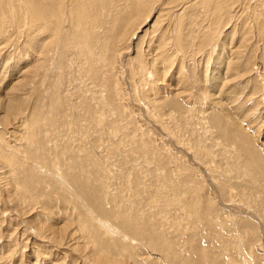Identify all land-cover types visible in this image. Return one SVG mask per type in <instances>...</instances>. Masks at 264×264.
<instances>
[{"label":"rangeland","instance_id":"1","mask_svg":"<svg viewBox=\"0 0 264 264\" xmlns=\"http://www.w3.org/2000/svg\"><path fill=\"white\" fill-rule=\"evenodd\" d=\"M163 1L165 3V0L160 3L162 12H167L168 9L162 6ZM245 7L249 10V5ZM245 7L241 16V12H238L233 18L234 23L243 24L237 26L231 40L227 39L225 43L224 39L218 38L220 44L235 50L236 55L230 60L235 62V70L240 65V72L235 73L231 71L232 68L229 70L231 80L234 77L236 79L225 85L227 92L233 91L230 97H235L231 101L234 107L224 104V101L223 106H214L210 99L199 94L202 91L198 86L199 78L210 77L214 67L213 58L224 47L216 49L208 44L200 51L201 55L196 51L188 53L189 47L184 54L179 45L167 44L168 39L156 30L157 26L142 39L140 36L149 30L157 13L152 14L137 33L133 34L134 30L123 33L121 37L125 41V49L116 50L119 54L117 73L115 76L106 75L105 68H101L104 71V78L101 79L91 69L87 72L86 67V70L80 67L85 59L78 58L81 63L76 60L77 51L73 52V47L77 48V44L74 45L70 37L60 48L63 49L61 52L57 47V57H53L57 61L62 58L64 63L59 61L60 66L57 67V62L49 63V70H45L47 64L43 62L44 58L26 47V38L19 37L12 29L8 31L9 38H6L5 43L2 40L0 42L1 45L5 44V47L0 45V72H3L0 74V132H5L0 136V155L5 157L6 154L33 169L21 168L23 172L18 171L15 176L19 183L12 179V172L4 167L3 159L0 158V264H264V147L261 146L264 145V30L259 39H253L254 29L258 32L259 26L261 29L264 27V17L261 16L264 15V8L258 10V13L262 12L259 15L262 18L256 23L245 12ZM162 19L165 22L168 20L164 17ZM105 28L107 30V25ZM246 30H252V33L243 35ZM130 34H133L131 39ZM149 40L158 43V46L155 45L157 53L150 51L153 45L149 48L145 45ZM138 41L143 47L141 58L147 63L146 69L150 73L144 77L148 80V84L145 81V92L150 94L147 97L152 99V109L156 111L152 113L149 109L151 106H146L138 94L140 89L137 88V75L134 67H131L134 66L133 62L129 61L134 56L133 46ZM65 45L71 46L67 47L71 49L70 53ZM91 46L88 45L89 50H98ZM146 49L151 52L150 55ZM161 54L167 55L169 63H172L169 64L172 67L169 73L164 69L166 67ZM106 55L110 63L112 59L109 58L112 56L109 50ZM153 55L158 59L154 68L158 65L160 68L156 72L155 69L152 71L150 63ZM189 55L191 60H188ZM23 56L26 58L22 59ZM70 61H73V65L67 64ZM244 62H248L246 70L241 69ZM65 63L72 66L71 73L78 74L79 70V77L75 74L76 79L73 78L74 75L65 70ZM62 64H65L64 67ZM52 71L57 73L56 76ZM154 72L157 76L161 75V78L165 77V81L153 75ZM67 73L72 77L67 76ZM170 74L180 78L179 82L170 78ZM174 83L176 86H173ZM118 86L124 88V92L121 89L119 91ZM10 88L13 89L8 95ZM60 88L63 94L71 95H66V98ZM173 90H180L175 95L180 101L178 110L168 106V97L173 96L170 95ZM55 94L62 98V109L57 108L47 118V108L51 109ZM90 94L93 98L89 97ZM15 96L26 97L25 107H21L17 114V111H13L15 116L11 115L8 120H2L5 113L3 104L9 97ZM48 96H51L50 100ZM40 99H44V102L41 100L44 104ZM35 110L40 111L37 113ZM17 119L21 123L23 121L22 131L17 127ZM49 119H52L50 123ZM25 133L34 138L32 142L23 140ZM6 140L8 145H5ZM7 146L15 150L6 152ZM21 146H25V151ZM26 146L27 149L28 146L32 147L28 150L36 154H29ZM3 151L6 153L2 154ZM34 164L37 166L36 171ZM71 165L74 168L69 169L73 170L78 165L77 172L80 168L84 172L89 171V174L85 172L78 176L83 185L94 187L98 201L93 205L103 208L102 218L113 230L116 229L117 234H112L109 229L108 232L102 230L89 221L87 215L90 216L92 208L83 197L85 192L69 185L71 194L75 192L81 199L83 197V203H80L79 198L77 200L66 190L68 184L67 187L62 185V181L65 182L62 169ZM47 168L52 170L48 171ZM57 169L63 178L59 183H55V178H58L55 172ZM28 178L30 182L23 184ZM34 179L38 184L31 187L30 183ZM92 219L94 221L96 218ZM124 220L136 225L139 231L132 228L127 229L128 233L121 232L119 228ZM32 225L43 228L41 233H48L50 239L35 237L37 231H34ZM134 230L138 231L136 235ZM53 231H56L55 234H51ZM55 235L65 240L68 237L69 240L59 244L54 240ZM96 246H104L105 256L109 260L112 258L115 263L104 260L102 263L95 262L92 258L99 254L94 257L91 255L98 252Z\"/></svg>","mask_w":264,"mask_h":264},{"label":"bare ground","instance_id":"2","mask_svg":"<svg viewBox=\"0 0 264 264\" xmlns=\"http://www.w3.org/2000/svg\"><path fill=\"white\" fill-rule=\"evenodd\" d=\"M252 1L253 2H251V0H165V3L163 1L162 6H165V8H167L168 11L167 12H162L161 4H160L162 2V0H0V42L2 40L5 43V41L7 40L6 38L8 37V33L10 32V29H12V31H15V33H17L18 35H20L19 37H21V38L23 37V39H24V37L26 38V40H27V42H26L27 43V46L26 47H30L29 49H31V51L33 53H34V51L37 54L39 53L42 56V58H44L43 59L44 60L43 62H46V64H47V65L45 64L46 65V69L45 70H49L48 69L49 63L52 64V63L57 62L56 67L57 66H60L58 64L59 61H62V63H64L63 60H62V58H60L61 60L57 61L53 57H57V55H56L57 53H55V51H57V47L59 46V49H60L63 46V44L68 41V37H70V39L74 42V45L77 44V48H75V47L72 46L73 47V52L74 51H77V55L75 54L77 56V59L76 60L78 61L79 60L78 58L83 57L85 59V61H86V62L85 61L84 62L87 64V65L85 64L86 65L85 66L84 65V62H83V64H80V67L83 68V69H85V67H86L87 68V72H90V69H91L92 70L91 72H93V74H97L95 76H98L101 79V78H104V71H102L101 68L102 69L105 68L104 70H105V74L106 75L112 76L111 74H113L115 76V74L117 73V69L116 68H117L118 58H119V54H117V51L121 50V48L125 49L124 48L125 41L121 37L123 35V33L126 34L128 31L130 32L131 30H134V31H132L133 34L137 33V31H140V29L142 28V26L144 27L145 23L152 16V14H154V13L156 14L157 13V15L155 16L156 18L154 17L155 18L154 19V22L148 28L149 30H145L146 31L145 34L143 36H140L142 39H144L146 37V34L148 36L149 33L157 26L156 27V30H159L160 33H163L165 35V37L168 39L169 42L167 41L168 42L167 44L170 45V44L173 43L175 46L176 45H179L181 48H183L181 50H183L185 52L184 54L187 53V51H188L187 49L189 47H190V50H189L188 53H190V52L193 53L194 51H196L197 54H200V55H201V52L200 51L203 50L205 47H207L208 44L209 45H213L214 48H216V49H218V47H222V46L224 47V48L220 49L219 51L217 50L218 52H216V55L213 58V60H214L213 61L214 67L212 66L213 67L212 68V74L210 75V77H208V78H206V77L205 78H203V77L199 78V80H198V82H199L198 86H200L202 88V91H200L199 94L201 93L202 96L205 99H210L212 105H214V106H219L220 107V105H222V102L224 101V104L225 103H228L231 107H234L235 104L233 103L234 104L233 105L231 103V101H233L232 99L233 98L235 99V97L233 96L232 99L230 97V94L232 95L233 91L227 92L228 89L225 88V85H227L228 83H230L232 81L231 80V77H229V76H231V73H230L229 70L232 68L231 71H233L235 73L236 72H240V70H239L240 69V65L238 66L239 68L237 67V69L235 70V65H236L235 62L234 61L233 62H230V60L232 59V57L236 55L235 50H233V48L227 46L226 44H223V43L220 44L218 38L221 37L222 39H224L225 40V43H226L227 39H230L231 40L233 34H235V31L237 29V26L239 24H243L242 22L234 23L233 18L235 19L236 15H238L237 14L238 12H241V14L239 15V16H241L244 13V7L247 6V5H249V10L247 9V7H245L246 8L245 9V12H247L249 15H251L252 18H254V20H255L256 23L260 19L261 16L264 17L263 14L261 15L262 12L258 13V10H262L264 8V4H263V1L264 0H252ZM239 3H240V6H239ZM173 8H176V9L175 10H171ZM259 15H261V16H259ZM163 17L166 18V19H168L167 22H165V20L162 19ZM106 25H107V30H105L106 29L105 28ZM258 29H259L258 32L255 31V29H254V37H253V39L254 38L255 39L256 38L259 39L261 37V34L263 33L262 30H264V27H262V29H261V27L259 26ZM101 30L103 31L104 35H103V33H102ZM252 30H250V31L246 30L243 35L248 36L250 33H252ZM26 31H27V33H26ZM12 33L14 34V32H12ZM132 35L131 34L129 35L130 39H131V36ZM104 36L106 38H103ZM165 37L164 38L162 37V38L165 39ZM141 38H140V40H141ZM216 40L218 41V44H216ZM1 43H0V45H1ZM114 43H117V45L114 46ZM15 44H16V42H15ZM121 44H123V45H121ZM157 44H158L157 42H151L149 40L145 45L146 46L148 45V48L153 45V47H151V50L150 51L155 52L156 51L155 50L156 49L155 48V45L158 46ZM88 45H93L98 50L97 51L92 50V49L89 50ZM1 46L2 47H5V44L4 45H1ZM93 46H91L90 48H92ZM141 46L142 45H141V43H139V41L136 44H134L133 47L135 49V53H134V56L131 57V60H129V61H131V63L133 62V65L134 66H131V67H134L135 74L137 75V80H136L137 83H138V87L137 88H138V90L139 89L141 90V91L139 90V93L138 94L141 96L142 102H144L146 106H148V105L151 106V108H149V109H150V112L152 113L153 111H155L154 109H152V106H154V103L152 102V99L150 97H147V95H150V94H148L147 92H145L146 85L148 84V80H146L147 78L144 77V76H148L150 73L146 69V64L147 63L143 60L144 58L143 59L141 58V55L143 53V50H142L143 47L141 48ZM246 46H247V44L245 43L244 48H246ZM67 47L69 48L71 46H66L65 47V49H67L68 53H70L69 51L71 49L68 50ZM178 48L179 47H177V49ZM192 48H194V49L196 48V50H193ZM112 49H114V50L112 51ZM216 49H214V50H216ZM62 50L60 49L58 51L61 52ZM107 50L110 51V54H111L110 56H112V58H109V59H112V61L110 63L107 62L108 60L106 58L107 57V55H106ZM67 51L65 50V52H67ZM150 51H148L149 52V55L151 53ZM0 52H1V50H0ZM155 53H157V52H155ZM54 54L56 56H54ZM115 54H117L116 57H115ZM63 55H62V57H63ZM147 55H148V53H147ZM154 55L151 56V58L149 57L150 60H151L150 63H152V67H153L152 71H154V69H155L154 68L155 67L154 64H157V61H158V59H156ZM26 56H27V54H26ZM69 56H70V54H68V58H69ZM160 56L163 57V60L165 62V67L166 68H164V69L166 70V72H168V71L170 72L171 69H172V67L169 64H172V63H169V58L165 54H161ZM24 57L25 56H23L22 59ZM27 57L29 58V55ZM66 57H67V55H66ZM162 57H161V59H162ZM38 58H40V57L38 56ZM42 58H40V59H42ZM72 58H73L72 60L75 59L73 56H72ZM40 59H38V61L39 62H42V60L40 61ZM64 59H67V58H64ZM0 60H1V55H0ZM188 60H191V56L190 55L188 56ZM25 61H27V60H25ZM68 62H69V60H68ZM68 62H67V64L73 65L72 64L73 61L72 62L70 61V63H68ZM79 62L81 63L80 60H79ZM74 63H76V65H77V62H74ZM247 63L248 62H244L243 63V67H241V69H245L247 67ZM65 64H62L63 67H64ZM67 64L65 65V67H66L65 70H67V72H70V71L72 72V70H73L71 68L72 66L69 67V65L67 66ZM115 65H116V67H115ZM74 66H75V64H74ZM74 66H73V68H75ZM158 66L156 67L155 72L157 71V68L160 70V68ZM2 68H3V66H2ZM76 68H77V66H76ZM38 70H39V68H38ZM41 70H43V69H41ZM61 71H62V69H61ZM149 71H151V70H149ZM225 71H226V73H225ZM77 72L79 74V70ZM81 72H80V74H81ZM99 72H101V74L103 75L102 77H100L101 74ZM155 72H154L153 75H156ZM177 72L179 73V71H177ZM2 73L0 72L1 75H2ZM52 73H53V75L57 74V73L54 74L53 71H52ZM64 73L66 75V72H64ZM227 73H228V77H226L227 76ZM71 74H73L75 76V77L73 76V78L76 79V76L78 74L77 73H75L77 75H75L74 73H71ZM42 75H43V73H42ZM60 75H62V74H60ZM81 75H83V74H81ZM170 75H171L170 78H175L176 81L179 82V79L180 78L177 79L175 76L173 77L172 74H170ZM67 76H69L68 73H67ZM67 76H64V77H67ZM160 76L161 75H159L157 77L159 79H162L163 77L161 78ZM61 77L62 76H60L58 78H61ZM69 77H72V76H69ZM69 77H67L66 79H69ZM78 77H79V75H78ZM48 78H49V76H48ZM80 78H82V76ZM83 78H86V77H83ZM105 78H108V77H105ZM164 78H163V80H164ZM159 79H158V82H159ZM207 79L209 80L208 83H207ZM235 79L236 78L234 77L233 81ZM63 80H61V81H63ZM80 80L81 79H79V81ZM55 81H57V80H55ZM69 81H71V80H69ZM87 81H88V79H87ZM145 81H147V84L145 83ZM154 81H156V80H154ZM84 82H86V81H84ZM51 83H52V81H51ZM67 83H69V82H67ZM73 83H75V82H73ZM42 84H43V82H42ZM42 84H41V86L44 87V85H42ZM57 85H59V84L57 83ZM84 85H86V84L84 83ZM118 85H119V83H118ZM158 85H159V83H158ZM257 85L260 87V84L259 83ZM67 86H69V84H67ZM67 86H66V88H67ZM73 86L75 87V85H73ZM173 86H176V84L174 83ZM64 87H63V89L65 91L66 89ZM61 88H62V86H61ZM75 88H77V86ZM118 88L117 89L119 91L121 89L124 92V88L122 89L119 86H118ZM12 89L13 88H10L9 89V91H8L9 94L8 95H10V91ZM55 89L57 91V88H55ZM63 89H61V93L63 92ZM18 90H19V88H18ZM89 90H86V91H89ZM96 90H97V88H96ZM1 91L2 90L0 89V92ZM100 91H102V90H100ZM78 92H80V91L78 90ZM78 92H77V94H78ZM179 92H180V90H173L172 93H170V95H173V96L172 97H168V101H167V102H169L168 103V106H172L175 110H178L180 108V106H179L180 101L178 100V97L175 96V95L179 94ZM54 93H55V90H54ZM103 93H105V92L103 91ZM69 94H63V95H65V96L67 95L68 96ZM239 94H241V93H239ZM50 95H52V92H51ZM91 95L92 94H90L89 97ZM55 96H56V98H58L59 94L58 95L55 94ZM67 96H66V98H67ZM96 96H97V94H96ZM50 97L48 96V99L49 100H50ZM60 97H61V95H60ZM106 97H107V95H106ZM106 97H105V99H107ZM56 98L54 100V95H53V101L51 102L52 103V107H51V109H48L47 108V112H46L47 118H49L50 116H52V111H54L57 108H60V106H62L61 105V102H62L61 99L62 98H58V99H60V101H57L58 99H56ZM63 98H64V96H63ZM68 98H70V97H68ZM92 98L90 100H93ZM45 99H47V98L45 97ZM84 99L85 100H88L89 98L88 99L84 98ZM162 99H164V98H162ZM236 99H239V98L237 97ZM41 100L42 99H40L39 101H41ZM64 100H66V99L64 98ZM2 101H4V100H2ZM42 101L44 102V99ZM42 101H41V103H43ZM0 102H1V100H0ZM46 102H47V100H46ZM24 103H26V97H24V98L23 97L17 98L16 96H15V98L14 97H9L7 99V101L3 104V107H2L3 108V111L5 112V113H3L4 116L2 115V120H8L7 118L11 117V115H14L16 111H17L16 114L19 113L21 107H25ZM99 103H100V101L97 104H99ZM48 104H50V103H48ZM22 105H24V106H22ZM41 105L42 104L39 103L40 108H42ZM89 105H90V103H89ZM46 106H49V105H46ZM98 106H100V105H98ZM106 106H107V103H106ZM67 107H69V105ZM70 107H71V105H70ZM256 108H257V105H256ZM60 109H62V108H60ZM157 109H159V108H157ZM165 109H167V108H165ZM13 111H15V112L13 113ZM35 111H37V110H35ZM38 111H40V110H38ZM38 111H37V113H38ZM43 111H46V110H43ZM146 112H148V111H146ZM155 112H154V114H155ZM42 113H44V112H42ZM40 114H41V112H40ZM44 117H45V115H44ZM0 119H1V117H0ZM51 120L49 119L48 123H50ZM17 123H16L17 124V127L18 128L20 127L19 130L22 131L23 130L22 129L23 128L22 127L23 121L21 123V121L18 120ZM42 123L43 124H46V122H42ZM29 124H31V123H29ZM160 125H162V124H160ZM48 126H50V125H48ZM164 129H167V128H164ZM27 130H28V128H27ZM24 132H25V130H24ZM0 133H1L0 136H3L5 132L2 133V131H1ZM33 139L34 138H32L31 136H29L28 133H25V138L23 140L24 141H30V142H32ZM24 144L26 145V142H24ZM2 145H4V144H2ZM5 145H8L7 140H6V144ZM28 145H30V144L28 143ZM261 146L264 147V145H261ZM28 147L29 148H32L30 146H28ZM22 148L25 151V146L22 147ZM37 148L40 149L39 146H37ZM0 149H1V147H0ZM28 149H27V146H26V150H28ZM10 150H15V149H14V147H11V146H9V147L7 146V148L5 149L6 152L7 151L10 152ZM23 150H21V151H23ZM45 151H46V149H45ZM6 152L3 151L2 154L3 153L5 154ZM27 152H30L29 154H33V155L36 154V153L34 154V152L29 151V150ZM8 155H10V154H8ZM24 157H26V156H24ZM0 158L3 159L4 167H8L9 168V171L12 172V179L14 181L19 182L18 179L15 177L16 176V173L18 171L19 172L20 171L23 172L24 168H28V170H32L33 169L30 166H25L24 164H20L15 158L10 157V156H7L6 154H5V157L3 155H0ZM26 158L28 159V157H26ZM29 159H32V157L30 158V156H29ZM16 164L19 165V166H16ZM72 165L71 166H68V167L66 166L64 169H62V173H63V176L65 178V182L63 183V181H62V185L64 187H67V184H68V187H67L66 190L70 194H71V192L68 190L70 184L73 185L75 188H77L79 191L85 192L83 197L85 198V201H87L89 204H91L90 205V208H92V211L91 210L89 211L90 212V216L96 218L93 221L92 217H90L89 214H88L87 216L89 218V221H91L95 225L99 226L98 228H101V229L103 228L107 232H108L107 229H109V231L111 230L110 232L112 234H114V233L117 234L116 229L113 230L109 225H107L108 223L102 218V216H104V214H103V208H101L98 205L97 206L96 205H93L95 202L97 203V201H98V197H97V195L95 193L94 187L93 186L88 187L89 186L88 184H87L88 186L87 185H83L82 181L80 180V178L78 176V174H80L81 176L84 175V173L87 172V171L85 170V172H84L83 169L80 168L79 171L77 172L76 168H77L78 165L75 166V169L74 170L72 168L69 169V167H73L74 168V166H72ZM34 168H35V171H36L37 166H35V164H34ZM47 169L49 171L50 168H47ZM50 170H52V169H50ZM55 172L57 173V177H58V178H55L56 179V182L55 183H59L60 182V179H63V178L60 175L59 169L55 170ZM29 173H31V172L29 171ZM43 173H45V171ZM88 174L86 176H88ZM51 177H53V176H51ZM38 181L39 182H42L40 179H38ZM29 182H30V178H28V180H26L23 184H27ZM94 183H96V180H94ZM33 184L37 185L38 182L35 181V179H34L30 183L31 187L34 186ZM30 185H29V187H30ZM18 186H21V185H18ZM101 186H102V184H101ZM108 186H110V185H108ZM24 193H26V192L24 191ZM74 193L71 194V195H74V197H77V200L79 198L80 199V203H83V200H82L83 197L81 199L80 196H78L77 194L75 195ZM30 198L31 197H29V199ZM20 199H21V197H20ZM18 200H19V198H18ZM19 201H21V200H19ZM18 204H20V203H18ZM22 206L23 205H21V207ZM18 207H20V206L18 205ZM101 220H104V221L101 222ZM97 222L99 223V225H98ZM122 224L123 225H121V227L119 228V230L121 232H125L126 231L128 233V230L129 229H132V228L136 229L137 228L136 225L131 224V223H128L125 220L123 221ZM32 228L34 229V231H37L36 232L37 236H35V237H38L39 239H46V238L50 239V235L48 233H47V235H44V234L41 233V231H43V228L40 229V228H36L34 226ZM119 230H118V232H119ZM137 230H138V228H137ZM138 231H135L134 230L133 231L134 235H136L135 233H137ZM45 232H47V231H45ZM55 232L53 231L51 234H55ZM121 232H120V234H121ZM60 234H62V233H60ZM57 235L59 236V234H57ZM57 235H55V237H54L55 242H57L59 244H62L65 239L64 238L62 239L61 237L58 238ZM95 237L97 238V236H95ZM65 238L67 240L68 237H65ZM123 238H121V239H123ZM64 243H66V242H64ZM67 244H68V242H67ZM95 248H96V250L98 252L97 253H94L93 255H91L92 257H94L95 255H98L99 254L98 257L92 258L95 262H99V261L101 262V261L104 260L105 262L108 261L107 263H115V261L112 260V258H111V260H109L105 256L106 252L104 251L105 250L104 246H100V247L99 246H96ZM102 252H104V256H102ZM93 260L92 261L90 260V262H93Z\"/></svg>","mask_w":264,"mask_h":264}]
</instances>
